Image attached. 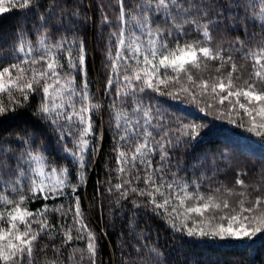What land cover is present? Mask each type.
<instances>
[{"label":"snow or ice","instance_id":"6c2138e0","mask_svg":"<svg viewBox=\"0 0 264 264\" xmlns=\"http://www.w3.org/2000/svg\"><path fill=\"white\" fill-rule=\"evenodd\" d=\"M13 10L30 23L0 47V264H106L88 219L104 193L126 226L107 264H179L186 237L264 241V0H0ZM161 97L249 134L259 162L199 152L210 123Z\"/></svg>","mask_w":264,"mask_h":264},{"label":"trees","instance_id":"16d2710c","mask_svg":"<svg viewBox=\"0 0 264 264\" xmlns=\"http://www.w3.org/2000/svg\"><path fill=\"white\" fill-rule=\"evenodd\" d=\"M111 15V12L109 13ZM30 23L26 20V17L22 16L18 11H11L0 15V47H3L12 34L16 31L17 26L22 23ZM87 40L90 48H95L98 37L97 33L93 29H89L87 33ZM96 67L100 68V56L97 55ZM247 73H245V76ZM94 79L98 82H102L95 72L93 73ZM160 103L163 107L172 110H182V114L189 119H196L198 121L209 122L211 131L205 138V142L198 148L199 152H211V151H231L237 154L248 155L249 151H254L255 155L251 156L250 159L259 162L261 152L257 145L250 146L244 139L249 134L243 132L241 129H236L233 125H229L224 121L214 120L212 117H206L203 113L199 112L194 106L186 105L180 101H173L164 97L160 98ZM231 129L232 133L238 135H232L227 133L225 130ZM250 139L255 140L254 137ZM111 141L107 138V133L104 141L102 153H107L110 148ZM106 156L102 154L98 159L95 170H90L89 184L87 188V201L91 202L93 197L97 198V201L101 198L99 192L94 191L97 187L96 180H104V160ZM231 176H229V180ZM104 200V213L103 218L98 208H94L88 216L92 226L99 232L100 229H106L110 236L109 240L111 243L105 241V245H102V260L106 262L112 260L115 262L118 257V253L112 255L115 245L119 243L118 236L119 232L126 230V226L122 223L120 218H116L115 221L111 220L108 216V197L107 193L103 195ZM40 204H33V209L39 207ZM140 226L142 228H150L154 233L158 232L161 237V243L165 239L171 242V235L165 230L166 226L163 221L158 217L150 215H140ZM114 223V227H113ZM188 243L184 247L173 253L174 262L178 261L179 264H264V241L257 239L249 249L246 243H239L235 241H219V240H201L198 238H185Z\"/></svg>","mask_w":264,"mask_h":264}]
</instances>
